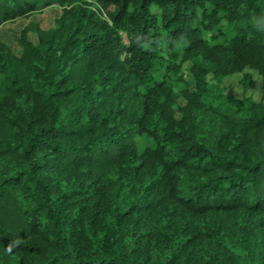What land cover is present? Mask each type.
I'll return each mask as SVG.
<instances>
[{"label":"trees","instance_id":"16d2710c","mask_svg":"<svg viewBox=\"0 0 264 264\" xmlns=\"http://www.w3.org/2000/svg\"><path fill=\"white\" fill-rule=\"evenodd\" d=\"M63 1L0 38V264H264V0Z\"/></svg>","mask_w":264,"mask_h":264},{"label":"rangeland","instance_id":"374dc122","mask_svg":"<svg viewBox=\"0 0 264 264\" xmlns=\"http://www.w3.org/2000/svg\"><path fill=\"white\" fill-rule=\"evenodd\" d=\"M89 1L93 6H98V3L96 0H87ZM66 2L63 0H57L53 5L45 8L41 12H38L34 15H32L30 18L28 17H19L12 21L6 22L4 25L0 27V38L8 43L15 51L16 53H19L20 50L17 47V38L19 35V31L26 25V23L29 20L38 21L40 25L44 28H48L53 25L54 19L59 13V9H61L62 5H65ZM125 41L126 36L123 34ZM206 38L211 43H218L222 42L224 40V37L221 36L217 32H209L205 34ZM31 39L36 41V37L33 36V34L30 35ZM163 57L166 59L168 57V53L166 50L162 52ZM179 63V61H177ZM189 67V63L184 64V69L182 70V73H184V76L186 77ZM253 78L255 79V84L252 88L248 90H243L242 85L240 84V79L242 77L241 74H235L233 76L227 77L223 81V86L225 89V92L227 94L234 95L236 97H243L244 95H252L257 100H260L264 93V84L261 81V78L254 72L251 71ZM137 141L141 146L146 145V140L142 136L137 137Z\"/></svg>","mask_w":264,"mask_h":264}]
</instances>
